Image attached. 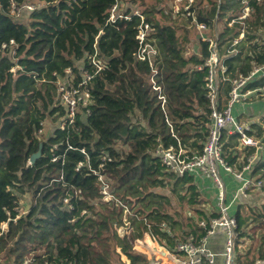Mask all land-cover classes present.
I'll return each mask as SVG.
<instances>
[{
  "label": "trees",
  "instance_id": "obj_1",
  "mask_svg": "<svg viewBox=\"0 0 264 264\" xmlns=\"http://www.w3.org/2000/svg\"><path fill=\"white\" fill-rule=\"evenodd\" d=\"M136 1L123 0V11L137 7L152 23L154 81L160 91L152 89L151 67L135 58L138 16L107 22L114 0H0V264H148L133 245L144 233L168 248L177 231L180 240L203 233L191 213L207 217L202 204L211 201L209 188L202 195L198 172L179 177L167 171L156 163L154 150L159 143L176 146L178 140L201 151L209 106L206 71L197 65L209 55V44L195 37L198 53L185 55L188 37L177 35L188 27L184 17H173L164 5L158 8L165 0L152 6ZM28 3L35 5L28 8ZM12 4L17 11L11 12ZM196 4L197 21L210 26L208 34L226 66L225 98L230 79L247 75L253 62L264 63V0ZM245 5L248 13L240 19ZM85 74L91 76L85 85L89 104L80 103L72 123L61 129L66 108L59 86H79ZM262 85L264 75L258 74L247 87ZM46 120L52 123L48 133ZM252 127L264 143V122ZM237 136L223 134L231 164L240 156ZM40 143V157L29 163ZM263 145L246 174L264 181ZM254 150L246 147L245 156ZM99 174L112 198H103ZM258 192L230 212L238 221L237 264H264V205ZM175 196L180 212L173 208ZM126 224L128 234L118 237V228Z\"/></svg>",
  "mask_w": 264,
  "mask_h": 264
},
{
  "label": "built area",
  "instance_id": "obj_2",
  "mask_svg": "<svg viewBox=\"0 0 264 264\" xmlns=\"http://www.w3.org/2000/svg\"><path fill=\"white\" fill-rule=\"evenodd\" d=\"M244 1L242 0V2ZM123 5V0H114L109 10L107 22L113 24L117 19L130 20L132 16H138V23L134 27L136 28L135 39L138 42L135 58L146 61L151 67L150 81L152 89L160 91L154 81V76L157 73L154 67L157 51L150 35L152 23L147 21L144 14L136 8L131 13H125ZM170 5L173 16L180 15L186 19H190L191 23L200 32L199 39L203 42L207 41L209 44V55L204 59L203 64L197 65L198 70L205 69L206 71L204 90L209 106V113L208 121L206 122L207 133L200 152L192 151L190 147H185L178 140L176 146L172 144L165 146L159 143L154 150L156 163H159L167 171L177 174L179 177L191 172H198L208 177L212 182L213 201L216 208L215 212L217 213L216 215H212L211 209H209L208 217L196 218L195 221H198V225L202 228L203 233L198 237L190 233L186 239L176 241L172 248L162 249L159 256L153 257L151 264H217V259L220 260V264H237L234 260V255L237 243L238 221L230 213L229 209L239 196L246 198L249 191L262 188L264 182L246 174L251 169L256 158V152L237 158L239 161L237 165L227 161L224 148L226 140L223 134L226 131L228 134L238 135V143L236 145L238 150L244 151L246 147L261 148L260 141L253 134L247 133L251 130L250 126L246 123L237 122L233 114V108L237 104L244 103L251 96H257L260 93L264 94V85L260 87H247V84H249V81L254 76L258 74L264 75V63L256 64L253 62L252 69L247 75H239L236 78L230 79L231 85L227 96L224 98L222 94V81L225 79L226 66L221 63L217 43L208 34L210 26L205 22L197 21L195 15L197 9L196 0H172ZM27 7L33 8L34 5H27ZM17 10L18 7L12 4L11 12ZM248 10V5H245L243 13L239 18L242 19L246 16ZM231 24L230 22L229 25ZM242 37L243 33H240L238 38ZM237 41V39H233V45L237 44ZM12 42L11 40L10 43ZM12 52L14 53L15 50H12ZM229 52L235 54L237 50L232 49ZM93 63L95 62L93 61ZM90 78V75L85 74V80L79 86L66 85L65 83L60 84V98L63 106L66 108V115L62 118L59 125L61 129L64 128L65 124L72 123L77 112V106L80 103L83 106L89 104V91L85 88V85L86 81ZM158 99L160 100L162 111H165V97L161 92L158 93ZM165 120L172 134L171 122L167 118ZM37 133L41 134L42 128ZM80 151L84 152V149H80ZM104 158L103 156L102 160ZM222 172H227L240 181V185L230 199H227L226 185L221 176ZM97 179L102 184L101 192L104 196L103 198H112L113 196L108 191V184L103 179V176L99 174ZM3 227L4 224H1V228ZM217 229L223 232L224 237L223 248L219 252L213 251L208 246V238Z\"/></svg>",
  "mask_w": 264,
  "mask_h": 264
},
{
  "label": "crops",
  "instance_id": "obj_3",
  "mask_svg": "<svg viewBox=\"0 0 264 264\" xmlns=\"http://www.w3.org/2000/svg\"><path fill=\"white\" fill-rule=\"evenodd\" d=\"M170 1L171 0H168V2H167L168 10L171 8ZM160 7L161 6L158 5V8H160ZM135 8L138 9V10H140L137 7H135ZM163 9L165 11H168V10H166L165 4H164ZM171 15L173 16L172 13H171ZM211 32L214 33V29H212ZM233 114L236 117L237 122L243 123V124H245V123L248 124L250 126V128H251V130L249 131L251 133V135L253 134L257 139H259L256 136V134L254 133L255 130H254V128L252 126L254 124L262 125L263 122H264V94L263 93H260L257 96H251L248 99H246L244 101V103L237 104L233 108ZM187 147H189V145ZM257 150L258 149H255L254 152H256ZM229 151H232V150L229 149L228 152ZM238 153H240V156L239 157H242L243 155L246 154L245 153V150L244 151L238 150ZM235 161H236L235 165H237L239 163L238 159L236 158ZM198 174L200 175V177L197 180V182H198L197 184L201 188L202 195L206 192L205 188H207V187L209 188V190L207 192L210 193V200L212 202L211 201L210 202L208 201L206 204L205 203H204V205L202 204V206H204V208L206 210L207 217H208V210L211 209V212H213L214 209H216L215 208V205H214V201H213L212 182L210 181V179L208 177H206L204 175H201L200 173H198ZM247 175L249 176V174H247ZM221 176H222V179H223V181L225 182V185H226V195H227V199H230L232 197L233 193L236 191L237 187L240 185V181L237 180V179H235L234 177H232V175L229 174V173H227V172L226 173L225 172H222L221 173ZM253 178H256V177H253ZM210 182H211V186H210ZM255 192H258V190L249 191L246 198H242V197L239 196L236 199V201L232 203L230 209L232 207H234V206L236 207L239 202L243 203L244 200H242V199L249 200L251 198L250 195L253 194V193H255ZM206 194L207 193H205V195ZM244 203H246V202H244ZM195 219L196 218L193 217V220H195ZM178 235L180 236L179 232L177 231V241L178 240L180 241V238L178 237ZM143 239L146 240V241H150L153 245L150 247V246L146 245V243H145V247L147 248L146 251H144V250L141 251L139 249L138 250L141 251V252H143L144 254H146V256L148 258V264H151V260L153 259L154 253H155V250L153 251V248H155L157 245L159 246L160 244L157 241H155L148 232L144 233L143 238L141 240H137V242L138 241H142ZM223 244H224L223 232L221 230H218L217 229L215 231V233L208 238V246L213 251L219 252L223 248ZM159 247L161 249L168 248V247L163 246V245H160ZM217 264H220V260H218V259H217Z\"/></svg>",
  "mask_w": 264,
  "mask_h": 264
},
{
  "label": "rangeland",
  "instance_id": "obj_4",
  "mask_svg": "<svg viewBox=\"0 0 264 264\" xmlns=\"http://www.w3.org/2000/svg\"><path fill=\"white\" fill-rule=\"evenodd\" d=\"M145 1V3H146V5L147 6H152V5H154L155 4V1H157V0H144ZM172 1V0H171ZM171 1H170V3H171ZM167 2H168V0H165V5H166V10H167ZM39 4H40V2H38ZM135 3H137V5H139L140 3H141V0H137ZM139 3V4H138ZM159 6H162V5H164V3H161V5H160V1H159V3H157ZM28 6H33V5H35V3H28L27 4ZM141 9H144V8H141ZM186 21L187 23H188V27L186 26L185 28H184V30L182 29V30H179L178 31V33H177V35L179 36V37H181V36H183V34L185 33L186 35H187V37H188V41L186 42V43H184L185 44V46H184V51H183V53H185V55H189L190 53H198V50L196 49V47H199V45H197L196 43H195V41H194V38L196 37H198L199 35H200V32H199V30L197 29V27L193 24H191V20L190 19H186V18H183V21ZM182 32H184V33H182ZM54 123H56V122H54ZM51 122L48 120H46V121H44V123H43V128H44V133H48V128H49V126H51ZM259 141H260V139H258ZM260 144H261V148H262V145L264 144V143H262L261 141H260ZM264 146V145H263ZM164 192H166V191H164ZM166 193H168L169 194V192H166ZM112 194V193H111ZM260 196H261V198L259 199L260 200V204H261V206L262 205H264V189H262L259 193H258ZM172 203H173V208L174 209H178L179 210V212L181 211V205L180 204H178V202H177V199H176V196H175V199H174V197H173V199H172ZM23 202H27L26 200H22L21 201V203H23ZM194 205V204H193ZM25 208H27V207H23L22 208V210H20L21 212L22 211H24L25 210ZM190 208V206H186V207H184L183 208V215L184 216H186V212L188 211V209ZM234 208H235V206L234 207H232L229 211L232 213L233 212V210H234ZM125 210H127V209H125ZM244 212H245V210H244ZM191 215H192V219H193V217H195V218H197L194 214H193V212L191 213ZM128 232H129V227H128V225L126 224V226H124V227H119L118 228V230H117V236L118 237H122V236H126L127 234H128ZM153 240V239H152ZM154 241V240H153ZM145 243H146V245H148V246H152L153 244L150 242V241H146V240H142V241H136L133 245H134V247L135 248H137V249H139V250H141V251H146V247H145ZM249 244V240H248V242H247V245ZM160 246V245H159ZM158 245L155 247V248H153V251L155 250V253H154V256H159L160 255V252H161V248L159 247ZM120 258L124 261L125 259H126V257L123 255V254H121L120 255Z\"/></svg>",
  "mask_w": 264,
  "mask_h": 264
},
{
  "label": "water",
  "instance_id": "obj_5",
  "mask_svg": "<svg viewBox=\"0 0 264 264\" xmlns=\"http://www.w3.org/2000/svg\"><path fill=\"white\" fill-rule=\"evenodd\" d=\"M41 147H42V143L39 144L38 150L35 153L31 154V156L29 158V163H33L36 158L40 157Z\"/></svg>",
  "mask_w": 264,
  "mask_h": 264
}]
</instances>
